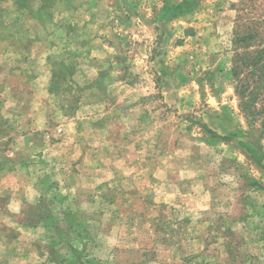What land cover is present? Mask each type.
<instances>
[{
    "label": "rangeland",
    "instance_id": "1",
    "mask_svg": "<svg viewBox=\"0 0 264 264\" xmlns=\"http://www.w3.org/2000/svg\"><path fill=\"white\" fill-rule=\"evenodd\" d=\"M244 21L264 0H0V264H264Z\"/></svg>",
    "mask_w": 264,
    "mask_h": 264
},
{
    "label": "trees",
    "instance_id": "2",
    "mask_svg": "<svg viewBox=\"0 0 264 264\" xmlns=\"http://www.w3.org/2000/svg\"><path fill=\"white\" fill-rule=\"evenodd\" d=\"M262 24V21H244L238 24L239 30L237 29L233 40L237 48L233 74L237 79L236 91L245 99V108L254 116L262 115L264 127V39L260 31Z\"/></svg>",
    "mask_w": 264,
    "mask_h": 264
}]
</instances>
